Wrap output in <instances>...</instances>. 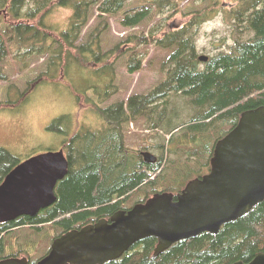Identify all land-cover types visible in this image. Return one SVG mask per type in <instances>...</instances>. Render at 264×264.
I'll use <instances>...</instances> for the list:
<instances>
[{"label": "trees", "instance_id": "obj_1", "mask_svg": "<svg viewBox=\"0 0 264 264\" xmlns=\"http://www.w3.org/2000/svg\"><path fill=\"white\" fill-rule=\"evenodd\" d=\"M126 1L0 0V13L7 9L15 19L35 20L38 15L49 11L55 5L73 7L74 16L69 30L62 34L63 40L70 48L75 49L78 62L95 64V61L101 60L103 56L99 51L100 44L98 49L93 48L92 38L90 42L77 45L83 35L84 26L89 22L91 8L98 6L100 17H103L105 14L118 13L124 8ZM236 1L238 4L232 9L224 8L227 21L232 22L235 27L234 43L229 49L216 52L204 62L200 60L194 34L186 37L180 31L169 33L160 40L157 39V44L163 48L174 47L167 60V77L159 86L149 93L132 95L128 102L119 101L106 107H102L101 103L94 104V109L102 118L104 126L95 129L82 128L65 139L63 148L70 167L67 176L57 185V201L36 216L23 215L16 220L0 223V260L19 256L5 254V237L18 228L30 227L41 231L45 225L53 224L61 231L54 236L56 239L72 229L95 223L100 219H109L118 210L129 209L124 204L137 193L144 191L145 197L138 202H145L158 192H181L186 184L177 187L171 182L168 185L167 180H161L167 170L165 167L187 166V169L194 170L206 168L202 169V175L210 171L217 141L237 125L243 112L264 106V0ZM27 5L29 7L26 9ZM207 15L197 16L196 22ZM149 16L150 9L142 8L134 13L127 12L122 23L125 26H137ZM103 20L104 18L102 22ZM37 29L39 28L33 24H18L14 29H2L0 81L9 79L5 68V60L9 54V32V41L19 44L24 43L25 37L27 41V37L29 39L34 32H38ZM104 29H96L92 37H98ZM139 38L141 43L155 39L154 35L150 38L145 35ZM40 50L44 48L41 47ZM142 62L143 57L131 56L130 72L139 70ZM56 63L59 66L64 65V68L68 66L62 65L61 61L50 63V66ZM50 66L45 73L47 75L50 73ZM38 81H44L43 76H40L35 84ZM24 91L20 100L0 102V106L1 103H4L2 107L18 106L28 97L32 85ZM171 95L180 96L186 99L189 105L197 108L190 120L169 130L171 139L176 130L186 124L197 131L189 138L193 139L194 144L200 142L199 138L204 131H216V135L208 138L210 142L215 140V143L209 147L210 142H205L197 148L188 146V141L185 147L178 143L175 151L168 148L169 161L168 157L164 159V155H160L157 163L150 164L144 160L141 150H130L126 143L125 127L135 120L146 118L151 124L148 125L150 128H159L169 118L160 113V110L171 102ZM108 96L103 97L102 101ZM78 99L81 101L80 95ZM62 119L64 117L57 120V125H52V131L65 132L59 125ZM162 144L163 148L166 147ZM181 152L185 157L187 155L188 159L185 164L177 166L181 162ZM193 158L198 159L195 161L196 168L188 165L189 160ZM22 161L8 149L0 147V184ZM157 244L156 237L142 239L121 258L104 264H232L241 260L248 262L257 253L264 252V201L245 216L225 224L217 234L205 232L198 237L179 241L155 256Z\"/></svg>", "mask_w": 264, "mask_h": 264}, {"label": "rangeland", "instance_id": "obj_2", "mask_svg": "<svg viewBox=\"0 0 264 264\" xmlns=\"http://www.w3.org/2000/svg\"><path fill=\"white\" fill-rule=\"evenodd\" d=\"M226 3L231 5H224ZM237 4L236 0H127L118 13L103 17H100L98 6H94L77 45L90 42L92 38L93 48L98 49L100 44L99 51L103 56L95 64L78 62L75 49L63 40L62 34L69 30L74 16L73 7L55 5L35 20L15 19L7 9L1 11L0 32L2 29H14L18 24H33L39 29L29 39L27 37V41L25 37L24 43L19 44L9 41L11 32L7 35L9 54L5 68L9 79L0 81V102L20 100L24 90L31 85L32 91L18 106L2 107L4 103H1L0 147L25 160L36 154L61 149L65 139L79 129L103 127V120L94 109L95 103L106 107L119 101L128 102L132 95L149 93L166 79L167 60L174 47L163 48L157 44V39L175 31H180L186 37L194 34L199 57L229 49L234 43L235 27L227 21L224 8L232 9ZM142 8L150 9V16L143 23L137 26L122 23L127 12L134 13ZM204 14L208 15L196 22V17ZM102 27L105 29L98 37H92L94 31ZM143 35L148 38L154 35L156 40L141 43L139 37ZM41 47L44 50H40ZM87 54L90 56L91 53L88 51ZM131 56L143 57L142 66L136 72L129 70ZM59 61L68 66L64 68V65L57 63L50 66V63ZM49 66L50 73L47 75L45 73ZM40 76L44 81L35 84ZM105 96L108 97L102 101ZM169 98L171 102L164 107L162 104L160 110L169 118L159 128H150L148 125L151 124L146 118L126 125V143L130 150H149L157 156L164 155V159L168 157L169 161L168 148L175 151L178 143L185 147L187 141L188 146L197 148L205 142L209 143L208 138L217 134L216 131H204L200 142L194 144L193 139L189 138L197 131L185 124L176 130L171 139L169 130L190 120L197 108L180 96L171 95ZM63 117L59 125L65 132L52 131V125H57V120ZM162 143L166 147L163 148ZM214 143L215 140H211L209 147ZM180 158L177 166L185 164L188 159L182 152ZM197 160L190 159L188 165L196 168ZM165 168L167 170L161 180H167L168 185L171 182L177 187L202 175V169H206H187V166ZM144 197V191L137 193L124 206L133 207ZM58 232H61L59 227L53 224L45 225L41 231L30 227L18 228L6 235L5 254L29 256L31 261H37L50 249Z\"/></svg>", "mask_w": 264, "mask_h": 264}, {"label": "water", "instance_id": "obj_3", "mask_svg": "<svg viewBox=\"0 0 264 264\" xmlns=\"http://www.w3.org/2000/svg\"><path fill=\"white\" fill-rule=\"evenodd\" d=\"M200 60L207 62L209 56L201 55ZM141 154L147 163L158 161L149 150ZM69 167L64 148L33 155L14 167L0 184V223L36 216L53 205L57 185ZM263 201L264 106H260L241 114L237 125L217 141L210 171L190 180L181 192L155 193L109 219L72 229L57 237L34 264H104L152 236L158 239L154 253L158 256L179 241L219 233ZM0 264H29V259L10 257ZM232 264H264V252Z\"/></svg>", "mask_w": 264, "mask_h": 264}, {"label": "flooded vegetation", "instance_id": "obj_4", "mask_svg": "<svg viewBox=\"0 0 264 264\" xmlns=\"http://www.w3.org/2000/svg\"><path fill=\"white\" fill-rule=\"evenodd\" d=\"M12 257H18L19 258V256H12ZM23 257V256H22ZM26 257H28L29 258V256H26ZM29 264H34L32 261H31V259L29 258Z\"/></svg>", "mask_w": 264, "mask_h": 264}]
</instances>
